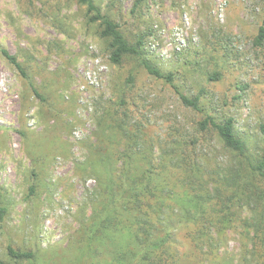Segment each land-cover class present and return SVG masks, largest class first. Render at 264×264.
Wrapping results in <instances>:
<instances>
[{
  "label": "rangeland",
  "instance_id": "obj_1",
  "mask_svg": "<svg viewBox=\"0 0 264 264\" xmlns=\"http://www.w3.org/2000/svg\"><path fill=\"white\" fill-rule=\"evenodd\" d=\"M134 1L95 0L129 40L144 35L143 55L116 65L99 22H89L78 0H0V191L6 208L0 261L81 264L82 228L100 189L102 156L96 147L117 131L110 111L123 102L131 117L128 131L140 127L155 155L162 151L158 137L200 136L196 123L203 113L184 105L176 88L198 96L217 119L232 116L250 151L264 154V46L253 44L264 21V0H143L131 13ZM1 49L17 57L27 76ZM143 58L171 72L172 83L150 74ZM214 72L219 76L209 79ZM114 147L120 151L124 140ZM196 151L214 166L236 156L214 131ZM178 215L171 218L172 247L186 249L188 229L178 224ZM238 229L226 230L220 240L213 235L234 264L241 255ZM8 246L34 256L16 261Z\"/></svg>",
  "mask_w": 264,
  "mask_h": 264
},
{
  "label": "trees",
  "instance_id": "obj_2",
  "mask_svg": "<svg viewBox=\"0 0 264 264\" xmlns=\"http://www.w3.org/2000/svg\"><path fill=\"white\" fill-rule=\"evenodd\" d=\"M143 0H135L134 13ZM86 5L89 22H99V35L107 40L110 62L123 63L125 57L142 56L144 35L129 40L120 23L103 13L95 0H78ZM254 46H264V21L258 26ZM19 72L27 76L17 57L1 49ZM143 66L157 78L172 83L173 74L164 73L143 58ZM214 72L209 79H216ZM33 94L43 96L32 82ZM174 86V85H173ZM243 90L246 84H239ZM176 91L182 103L203 113L197 134L190 140L173 133L158 137L161 153L155 155L139 132L130 129V114L123 105L110 111V126L117 131L105 136L96 147L102 166L96 171L99 184L89 223L82 228L81 264H234L220 253L214 234L222 239L226 230L238 229L241 255L237 264H264V154L256 156L247 140L235 130L232 116L217 119L205 112L198 96ZM111 130V131H112ZM264 132V125L261 126ZM214 131L222 146L235 153L228 165H211L196 151L202 137ZM120 139L124 147L115 151ZM146 142V143H145ZM111 150V151H109ZM119 159L120 167L115 163ZM179 212L178 224L187 227V248L173 246L171 218ZM6 214L0 191V219ZM183 246V244H182ZM16 260L32 259V251L8 246ZM0 264H6L0 261Z\"/></svg>",
  "mask_w": 264,
  "mask_h": 264
}]
</instances>
